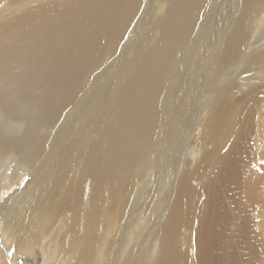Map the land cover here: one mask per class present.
<instances>
[{"label": "bare ground", "instance_id": "1", "mask_svg": "<svg viewBox=\"0 0 264 264\" xmlns=\"http://www.w3.org/2000/svg\"><path fill=\"white\" fill-rule=\"evenodd\" d=\"M0 264H264V0H0Z\"/></svg>", "mask_w": 264, "mask_h": 264}, {"label": "rangeland", "instance_id": "2", "mask_svg": "<svg viewBox=\"0 0 264 264\" xmlns=\"http://www.w3.org/2000/svg\"><path fill=\"white\" fill-rule=\"evenodd\" d=\"M7 172H9V168L7 169ZM8 175L9 176L6 177V179H5V181H4L3 184L9 188V193L13 192L17 188V186L16 185H13V183H15L17 181H18L17 183H22L26 179L25 176L24 177L23 176H20L19 180H17L18 178H16V176H15L14 173L13 174L12 173L11 174L9 173ZM28 180H29V178L27 179V181Z\"/></svg>", "mask_w": 264, "mask_h": 264}]
</instances>
